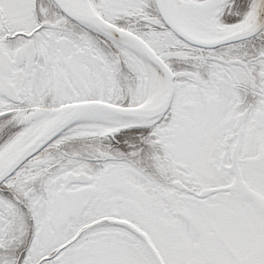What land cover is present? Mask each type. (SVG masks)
Instances as JSON below:
<instances>
[{
	"label": "snow or ice",
	"instance_id": "snow-or-ice-1",
	"mask_svg": "<svg viewBox=\"0 0 264 264\" xmlns=\"http://www.w3.org/2000/svg\"><path fill=\"white\" fill-rule=\"evenodd\" d=\"M0 264H264V0H0Z\"/></svg>",
	"mask_w": 264,
	"mask_h": 264
}]
</instances>
